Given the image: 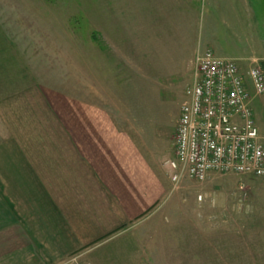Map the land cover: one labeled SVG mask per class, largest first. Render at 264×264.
I'll list each match as a JSON object with an SVG mask.
<instances>
[{
    "label": "crops",
    "instance_id": "obj_1",
    "mask_svg": "<svg viewBox=\"0 0 264 264\" xmlns=\"http://www.w3.org/2000/svg\"><path fill=\"white\" fill-rule=\"evenodd\" d=\"M148 2L147 30L133 1L101 61L84 59V84L99 93L49 101L42 78L0 79V264H57L164 208L171 158L154 134L147 92L139 95L152 71L161 66L164 80L180 79L186 91L197 53L236 60L243 75L252 60L264 67V0Z\"/></svg>",
    "mask_w": 264,
    "mask_h": 264
},
{
    "label": "rangeland",
    "instance_id": "obj_2",
    "mask_svg": "<svg viewBox=\"0 0 264 264\" xmlns=\"http://www.w3.org/2000/svg\"><path fill=\"white\" fill-rule=\"evenodd\" d=\"M133 1L140 5V24L147 30V19L153 23L154 18L148 0H0V79L42 78L49 101L54 93H99L100 86L90 80L84 84V59L101 61L100 47L107 51L121 9L131 16ZM194 10L198 24L202 13L197 3ZM130 24L125 21L124 26ZM260 62L249 65L260 67L264 77ZM161 68L150 73L148 85L141 83L139 95L147 92L157 142L163 156L173 159L180 108L187 97L184 82L164 80ZM249 90L253 120L264 138V91L254 95ZM211 176L201 183L183 178L177 186L170 180L163 209L77 247L57 264H264V178Z\"/></svg>",
    "mask_w": 264,
    "mask_h": 264
},
{
    "label": "built area",
    "instance_id": "obj_3",
    "mask_svg": "<svg viewBox=\"0 0 264 264\" xmlns=\"http://www.w3.org/2000/svg\"><path fill=\"white\" fill-rule=\"evenodd\" d=\"M237 63L211 51L195 55L174 156L166 162L174 186L183 178L201 183L212 174L264 178V138L249 105V89L261 95L264 77L258 66L243 75Z\"/></svg>",
    "mask_w": 264,
    "mask_h": 264
}]
</instances>
